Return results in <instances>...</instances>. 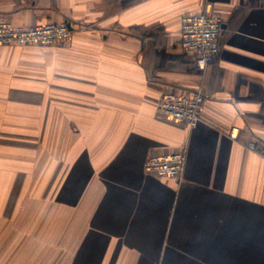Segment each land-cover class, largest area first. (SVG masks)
Here are the masks:
<instances>
[{"label": "crops", "instance_id": "0c3cea01", "mask_svg": "<svg viewBox=\"0 0 264 264\" xmlns=\"http://www.w3.org/2000/svg\"><path fill=\"white\" fill-rule=\"evenodd\" d=\"M210 3L221 51L202 71L182 18ZM0 15L73 31L0 45V198L21 182L16 197L49 199L57 218L56 252L9 264H264V0H0ZM195 90V127L159 114L163 94ZM182 150L181 179L146 170Z\"/></svg>", "mask_w": 264, "mask_h": 264}, {"label": "built area", "instance_id": "2783aa9c", "mask_svg": "<svg viewBox=\"0 0 264 264\" xmlns=\"http://www.w3.org/2000/svg\"><path fill=\"white\" fill-rule=\"evenodd\" d=\"M223 18L210 3L201 12L182 18L181 47L193 56L198 69L205 71L221 51ZM73 31L66 22H47L29 26L15 25L0 15V45L69 44ZM207 96L202 90L190 93L168 91L157 103L159 114L169 122L195 127L203 117ZM232 135H238L233 129ZM187 151L159 153L146 162V170L160 176L181 179L185 172Z\"/></svg>", "mask_w": 264, "mask_h": 264}, {"label": "rangeland", "instance_id": "374dc122", "mask_svg": "<svg viewBox=\"0 0 264 264\" xmlns=\"http://www.w3.org/2000/svg\"><path fill=\"white\" fill-rule=\"evenodd\" d=\"M264 130L258 134V139L264 138ZM262 138V139H261ZM264 146V142L260 141ZM8 188L7 183H5ZM22 183H11L9 188L13 196L7 198H0V207L3 211L0 213V264H9V257L30 255L39 259L42 254L56 252L57 240L51 242L54 236L56 216L51 218L53 210L52 203L47 198L40 197H16L20 193ZM49 202V203H48ZM54 205V204H53ZM16 207H20V212L17 214V222L14 224V220H11L10 216L15 212ZM48 211V219L52 221L49 227V231H41V211ZM44 209V210H43ZM44 213V212H43ZM13 217V216H12ZM45 220V219H44ZM44 222V221H43ZM51 229L53 232H51ZM41 236L43 237L41 242ZM62 237V236H61ZM11 255V256H10ZM11 257V258H13ZM14 259V258H13ZM32 259V260H31ZM15 264H40L39 261L35 262H20L18 258H15ZM30 261H34V258H30Z\"/></svg>", "mask_w": 264, "mask_h": 264}]
</instances>
